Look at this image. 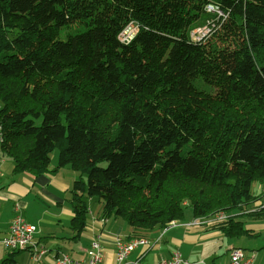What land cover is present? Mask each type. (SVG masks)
<instances>
[{
	"label": "trees",
	"instance_id": "trees-1",
	"mask_svg": "<svg viewBox=\"0 0 264 264\" xmlns=\"http://www.w3.org/2000/svg\"><path fill=\"white\" fill-rule=\"evenodd\" d=\"M208 4L226 17L194 40ZM0 134L14 172L77 173L73 238L92 197L130 237L187 208L246 210L217 224L250 234L243 215L264 218V0H0Z\"/></svg>",
	"mask_w": 264,
	"mask_h": 264
},
{
	"label": "crops",
	"instance_id": "crops-1",
	"mask_svg": "<svg viewBox=\"0 0 264 264\" xmlns=\"http://www.w3.org/2000/svg\"><path fill=\"white\" fill-rule=\"evenodd\" d=\"M13 166L11 158L0 149V239L7 233L18 208L25 220L36 226L33 243L45 246L47 252L34 259L30 248L10 250L0 242V263L54 264L59 254H67L75 260L84 259L94 237L99 239L102 247V264L115 263L117 239L132 238L131 229L119 217H103L100 204L96 210L89 207L85 231L73 238L76 232L72 225L71 188L77 177L73 169L67 179L59 174L68 170L67 166L37 177L27 172H14ZM54 167L55 164L50 162L49 168ZM261 188L259 186L255 194ZM187 209L179 225L164 231V228H156L142 236L149 240V245L137 246L127 260L155 264L177 252L187 264H227L231 249L241 248L250 258L249 264H264V218L240 216L246 221L245 228L250 234L227 236L217 224L221 220L213 221L212 217H208L210 221L203 220ZM232 212L240 215L247 211L237 208ZM194 220H198L196 224H193Z\"/></svg>",
	"mask_w": 264,
	"mask_h": 264
},
{
	"label": "built area",
	"instance_id": "built-area-1",
	"mask_svg": "<svg viewBox=\"0 0 264 264\" xmlns=\"http://www.w3.org/2000/svg\"><path fill=\"white\" fill-rule=\"evenodd\" d=\"M206 11L210 14H215V20H209L208 23L200 28L195 29L191 32V37L194 40H200L204 36L211 33L212 28L215 24L220 23L218 19L225 18L226 15L222 12L220 8L212 4L206 6ZM137 24L130 22L126 24L118 35V39L121 43L127 44L131 41L137 31ZM1 142V134H0ZM263 207V204L260 206ZM255 209V208H253ZM227 216L224 212H217L209 216H201L197 218H202L210 221L208 217H212L213 221L223 220ZM198 220H194L193 224H196ZM179 220H171L163 227V231L171 226L179 225ZM36 231V226L28 221L21 215L19 209L15 210V214L10 221L8 231L0 239V242L5 248L10 250H23L30 248L32 252V257L34 259H39L46 252L45 246H37L33 243L34 233ZM139 245L148 246L149 240L145 237H132L127 240L117 239L116 251H115V263L114 264H144L137 260L129 261L127 260L128 255ZM102 247L100 241L97 237H94L90 241L89 248L87 250L86 258L75 260L72 259L67 254H59L55 258L54 264H102ZM250 258H246L244 252L241 249H233L230 251L229 260L227 264H249ZM155 264H187V261L182 259L177 252L172 253V255L167 259H161ZM202 264H212V263H202Z\"/></svg>",
	"mask_w": 264,
	"mask_h": 264
},
{
	"label": "rangeland",
	"instance_id": "rangeland-1",
	"mask_svg": "<svg viewBox=\"0 0 264 264\" xmlns=\"http://www.w3.org/2000/svg\"><path fill=\"white\" fill-rule=\"evenodd\" d=\"M62 37L63 38H65V36H64V34H62ZM57 155H58V150L57 149H55L52 153H51V155H50V162H52V163H54L55 165H56V161H57ZM68 167V166H67ZM60 169V168H59ZM71 168L70 167H68V170H65V171H62V172H60L59 174L61 175H65L66 177H67V179H68V175H69V173H71ZM76 173V172H75ZM76 176H77V173H76ZM77 178V177H76ZM260 186V183H258V182H253L252 183V185H251V190H252V192L253 193H256L257 191H258V187ZM259 193V192H258ZM101 204V201L100 200H98V198L97 197H92V198H90V200H89V207L92 209V210H96L97 208H98V206ZM263 205H264V203H263ZM247 210L248 209H253V208H251V207H248V208H246ZM254 210V209H253ZM187 212H190L189 211V209H187ZM234 214H236V213H234V212H229L228 214H227V216H231V215H234ZM3 245V244H2ZM3 247H4V245H3ZM233 249H241V248H233ZM233 249H231V250H233ZM242 250V249H241ZM243 251V250H242ZM244 252V251H243ZM245 255V254H244ZM246 257V256H245ZM246 258H248V257H246Z\"/></svg>",
	"mask_w": 264,
	"mask_h": 264
}]
</instances>
